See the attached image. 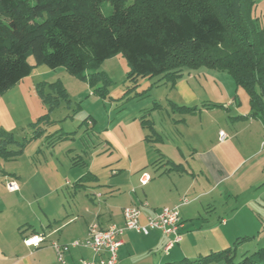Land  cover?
I'll list each match as a JSON object with an SVG mask.
<instances>
[{
    "label": "rangeland",
    "instance_id": "374dc122",
    "mask_svg": "<svg viewBox=\"0 0 264 264\" xmlns=\"http://www.w3.org/2000/svg\"><path fill=\"white\" fill-rule=\"evenodd\" d=\"M251 1V19L255 27L264 32V0ZM108 10L107 4L101 12L107 14ZM28 62L33 63V60L30 58ZM125 62L121 55H117L102 63L98 71L108 78L106 84L99 82L90 87L89 75L79 78L60 67L26 78L4 92L0 98V131L10 134L18 145H23L21 150L19 146L11 145L10 150L17 153L14 157H0V208L4 220L14 212H21L36 220L37 227L38 220L53 225V219L61 223L73 217L76 219L71 222L83 224L91 218L88 212L97 211L95 207L99 204L90 194L99 193L108 201V213H115L113 225L120 227L123 224L121 207H127V200L139 197L144 189L136 179L142 172L153 177L160 170L157 161L160 155L155 148L160 150L161 146L152 147L141 141L150 134L141 127L142 118L153 122L154 129L156 127L163 132L164 149L172 152H176V148L181 150L182 162L187 160L183 163L186 168L192 166L189 156L193 154L190 152L193 147L189 142L198 148L199 142H217L220 145L219 130L226 135V142L231 138L235 148L238 147V155L231 163L232 166L241 165L240 175L247 172L250 164L244 161L256 150L262 151L264 156V130L260 133L259 124L248 122L251 120L247 116L250 113L247 94L234 85L230 74L201 66L199 69H183L174 83L160 76L139 78L133 83L127 79L129 68ZM42 84L46 85L43 89L39 87ZM50 84H59L69 100L68 103L60 100L51 111L39 94L57 93L47 87ZM14 93L22 95L23 104L11 103L9 98ZM233 99L234 106L224 105ZM173 102L179 107H209L211 112L201 117L185 116L172 112L170 105ZM242 115L246 117L241 118ZM40 118L44 120L38 122ZM182 118H187L188 129L183 126ZM38 128L42 129L40 135ZM126 146L129 148L125 153ZM46 160L54 161L57 170L69 183L52 194L50 188L56 181L49 174L44 175ZM88 171L96 181L87 182V189L75 190L74 182ZM9 180L21 188L24 183L21 198L7 195ZM227 192L220 187L194 202L187 195L192 204V218L185 221L182 242L167 253L164 247L169 239L160 232L148 231V236L133 231L122 232L125 245L121 251V264H166L183 258L193 260L233 247L235 261H239L241 256H249L263 247L264 176L260 184L241 190L238 197ZM28 206H32L34 215L31 216ZM41 209L46 212V217ZM63 212L68 217H61ZM221 219L227 224L221 225ZM7 224H1V234H10V229L3 231ZM21 231L23 235L24 229ZM16 233L19 234L18 231ZM65 253L63 261L70 264Z\"/></svg>",
    "mask_w": 264,
    "mask_h": 264
},
{
    "label": "trees",
    "instance_id": "16d2710c",
    "mask_svg": "<svg viewBox=\"0 0 264 264\" xmlns=\"http://www.w3.org/2000/svg\"><path fill=\"white\" fill-rule=\"evenodd\" d=\"M107 4L108 13L103 14ZM252 4L251 0H0V97L38 66L62 67L79 78L87 74L90 87L106 84L108 78L99 67L121 55L129 68L127 79L133 83L159 76L174 83L183 69L201 66L227 72L247 94V116L264 123V32L251 19ZM47 87L57 92L39 93L49 111L60 100L69 102L59 84ZM170 106L172 112L198 111ZM141 125L150 133L144 141L159 139L150 121L142 118ZM38 130L40 135L42 129ZM11 145L23 147L1 130L2 159L17 154ZM170 164L168 172L181 169ZM90 181L96 178L87 172L73 188H84ZM234 253V247L226 248L166 264H264V246L239 261Z\"/></svg>",
    "mask_w": 264,
    "mask_h": 264
},
{
    "label": "crops",
    "instance_id": "0c3cea01",
    "mask_svg": "<svg viewBox=\"0 0 264 264\" xmlns=\"http://www.w3.org/2000/svg\"><path fill=\"white\" fill-rule=\"evenodd\" d=\"M46 70V67L38 66L34 68L31 71L30 75L26 78L28 79L35 76H40L44 74ZM26 78L22 80H25ZM22 80H20V82H22ZM22 98L23 97L21 94L14 93V95L9 99L11 103L18 102L23 104ZM173 103L175 104V102ZM224 105H226L227 107L230 105L234 106L235 100L233 99L232 101ZM209 112H211V108L203 107L198 109V111L193 112L192 114H181H184L185 116L198 115L201 117L208 114ZM242 116L243 117L241 118L246 117L244 115ZM249 119L251 121L248 122H256V124H259L258 126L261 130L260 133H262V130H264V123H262L260 119ZM181 121L184 123L183 126H186L188 124L187 118H182ZM151 124V127H153V130L158 135L159 139L154 143H147L146 141H144V138L146 137L145 135L141 141H144L152 147H155L156 145L161 146L160 150L155 148V151H157L156 153L160 155V157L157 159V161L160 163L158 165L160 167V170H158L156 174L153 175V177L146 172H142L136 180L140 188L144 189L141 190L142 192H140L141 194L139 195V197L129 198L127 200L128 202H126V206H138L140 208V224H144V222L146 221L145 218L154 216L163 208H176L179 212L178 218H180L181 222V228L179 229V231L180 234L183 235L182 230L186 228L185 221L190 220L193 215L191 210L192 204L187 200V195L192 197V202L197 200L200 201L205 196L211 195L218 188L223 187L226 192L228 191L227 193L234 194L236 195V197H238V194L241 190L254 188L262 181L264 176V156L262 155V151L256 150L252 155H250L249 158H247L246 161H244V163H248L250 165L247 167V172L240 175L238 171L241 165L232 166L231 163L233 162V159L238 155V147L235 148V146L233 145V139L229 138V141L227 142L226 140H224L220 145L217 142L208 144L204 142L201 144L199 142L200 148H198L195 143L189 142V145L193 147V149L190 151L193 152V154H190L189 156V160H192V166L191 168H186L183 163L187 160H184V162H182L183 160L181 159V157L183 156V154L181 150L179 148H176V152H178L177 154L175 151L172 152L170 150L164 149L165 138L164 135L161 134L163 132L157 130L156 127L154 129L155 125L153 122H151ZM219 132H222V130H219ZM203 139L204 138H201V140ZM128 148V146L124 148L125 153L127 152ZM170 163L180 166L181 169L179 171L168 172L167 170L170 168ZM57 169L58 167L56 166L54 161H45L43 167L44 175L46 176L49 174L51 178L56 181L54 183L55 185L51 186L50 188V194L58 189H61L62 187H66L67 184L69 185V183H67L68 181L65 180L66 178H64L65 176L61 174ZM196 173H198V175ZM144 175L147 176V179H145L147 181L144 185H141L140 181L141 179H143ZM244 183L245 187H243ZM87 185H85L84 189L89 188ZM241 186L243 188L239 189ZM23 187L25 188L24 183H22V188L19 187L18 191L7 192V195H18L21 198V194H23L24 192ZM200 188L203 190H200ZM90 195H92V198L96 199L99 204L97 207H95L97 208V211L88 212L91 213V218L87 221H84L83 224L79 222H71L76 219V217H73L71 215L73 217L72 219L68 218V220H65L61 223L59 220L53 219V225L49 223L46 224V222L41 223L38 220L39 227H37V225L35 224V222H37L36 220L30 219L28 218V216H24V214H22L21 212H14L12 215H10V217H6L4 220V218L2 217L3 210L2 208H0V227L2 226L1 224L8 223L7 225L9 227L7 226V228H4L3 231H8L10 229V234H1L0 232V264H58L55 251L51 248L52 244H58L62 246L68 245L69 243L73 242H83L86 237L85 234L87 232L88 226L93 222H97L100 227L113 225V222L115 221L113 220L115 213H108V201L104 199L103 195L99 193H92ZM262 195L264 196V192ZM182 199H186L187 203L182 204ZM101 206H103L104 208H101ZM27 208L28 210L32 211V206H28ZM123 208H125V206L121 207L120 212ZM33 211L31 212V216L34 215ZM42 214H44V216L46 217V212H44V210H42ZM64 215L68 217L66 212H63V214L60 216L64 217ZM220 223L221 225L227 224L226 220L224 219H221ZM22 228L25 231L23 235V232L20 230ZM17 231L19 232V234L16 233ZM153 232L158 231L153 230ZM34 236L41 237L43 239L42 243H40V245L36 248L27 247L24 244V240ZM124 245L125 243L123 241V245L118 251L117 264H121V251L123 250ZM68 248L69 249L65 253V256L70 264H77L78 260L80 259L88 261L89 259H92V253L89 249L83 247Z\"/></svg>",
    "mask_w": 264,
    "mask_h": 264
},
{
    "label": "built area",
    "instance_id": "2783aa9c",
    "mask_svg": "<svg viewBox=\"0 0 264 264\" xmlns=\"http://www.w3.org/2000/svg\"><path fill=\"white\" fill-rule=\"evenodd\" d=\"M219 141L225 140L226 135L219 132ZM144 175L141 179V185H144L147 180ZM15 181H10L6 186L9 192L18 191L19 187ZM181 203H187V200L182 199ZM122 226L109 225L100 227L97 222H93L88 226L86 237L83 242H73L70 245L52 244L57 262L66 264L63 261V254L68 251V247H83L89 249L92 253V259L78 260L77 264H117L118 251L123 245L122 235L124 231H133L138 234L148 235V231H158L165 235L169 242L165 246V252H169L175 245L181 242V222L179 212L176 208H163L159 213L152 217L145 218L144 224L139 223L141 215L140 208L137 206H127L122 209ZM43 239L38 236L30 237L24 240L27 247H38Z\"/></svg>",
    "mask_w": 264,
    "mask_h": 264
}]
</instances>
